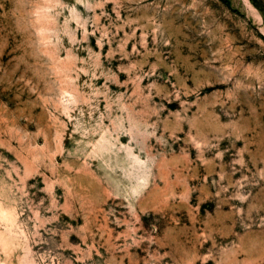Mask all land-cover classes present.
I'll return each mask as SVG.
<instances>
[{"label": "rangeland", "instance_id": "obj_1", "mask_svg": "<svg viewBox=\"0 0 264 264\" xmlns=\"http://www.w3.org/2000/svg\"><path fill=\"white\" fill-rule=\"evenodd\" d=\"M0 264H264V0H0Z\"/></svg>", "mask_w": 264, "mask_h": 264}, {"label": "bare ground", "instance_id": "obj_2", "mask_svg": "<svg viewBox=\"0 0 264 264\" xmlns=\"http://www.w3.org/2000/svg\"><path fill=\"white\" fill-rule=\"evenodd\" d=\"M246 2H247V1H246ZM248 6H249V5H248ZM249 8H250V7H249ZM251 9H252V8H251ZM251 9H250V10H251Z\"/></svg>", "mask_w": 264, "mask_h": 264}]
</instances>
